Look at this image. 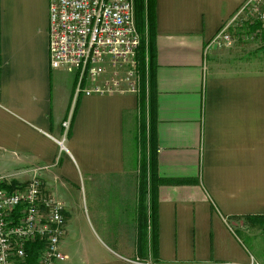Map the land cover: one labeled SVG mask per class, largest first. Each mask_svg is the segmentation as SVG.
<instances>
[{
	"label": "crops",
	"instance_id": "crops-1",
	"mask_svg": "<svg viewBox=\"0 0 264 264\" xmlns=\"http://www.w3.org/2000/svg\"><path fill=\"white\" fill-rule=\"evenodd\" d=\"M247 1L155 0V168L195 180L157 187L160 264L254 260L234 225L264 215V70L226 72L205 59L206 43ZM141 110L134 92L76 93L73 74L50 68L48 0H0V175L12 183L51 168L63 192L38 177L64 204L70 187L83 188L103 248L82 264L151 258L149 227L138 248V183L127 166ZM59 249L67 258L66 238Z\"/></svg>",
	"mask_w": 264,
	"mask_h": 264
},
{
	"label": "built area",
	"instance_id": "built-area-1",
	"mask_svg": "<svg viewBox=\"0 0 264 264\" xmlns=\"http://www.w3.org/2000/svg\"><path fill=\"white\" fill-rule=\"evenodd\" d=\"M232 20L206 48L231 45ZM139 43L133 0H48L49 66L73 74L76 93L135 92ZM68 125L62 123L65 131ZM64 234L65 207L38 176L13 184L0 175V264H26L25 246L35 240L41 242L38 264H58L64 258L59 249Z\"/></svg>",
	"mask_w": 264,
	"mask_h": 264
},
{
	"label": "rangeland",
	"instance_id": "rangeland-1",
	"mask_svg": "<svg viewBox=\"0 0 264 264\" xmlns=\"http://www.w3.org/2000/svg\"><path fill=\"white\" fill-rule=\"evenodd\" d=\"M227 34L231 45L226 46L222 42H218V44L211 45L209 48L205 47L206 62L226 72L230 70L238 72L264 70V0H250V3L229 23ZM122 76L119 75L118 77L122 79ZM140 86L141 78L139 76L135 80L136 91L134 92L138 97L141 94ZM144 86L148 89L146 80ZM121 87L123 89L125 85L123 84ZM147 114L148 110H145L144 114L141 110V116L138 119L133 136L134 139H131L128 146L127 166L132 169L131 171L137 179L145 149L142 129L143 123L148 121ZM60 143L63 145L62 139ZM146 145L148 146L147 141ZM37 168H28L24 173L27 176L19 177L15 181L25 183L33 176H39L50 191L55 193L64 191L58 179L55 178V172L50 170L51 168L46 172ZM69 190L71 196L69 200L67 197L65 204L62 199L55 195V198L65 206V224L67 220L69 226L67 236L62 237V239L66 238L68 256L62 260L63 264H82L88 251L94 249L99 251L102 250L103 246L100 244L99 237L92 226V219L88 214L86 195L83 188L81 187L75 191L74 188L71 189L70 187ZM103 208L100 205L99 209ZM100 224L103 223L100 222ZM234 232L239 236L248 253L253 256L254 260L251 264H264V223H251L243 220L238 225H234ZM111 234L116 235L115 229L111 230ZM142 259L143 261L140 262L142 264H154L151 262L152 259L147 258V256Z\"/></svg>",
	"mask_w": 264,
	"mask_h": 264
},
{
	"label": "trees",
	"instance_id": "trees-1",
	"mask_svg": "<svg viewBox=\"0 0 264 264\" xmlns=\"http://www.w3.org/2000/svg\"><path fill=\"white\" fill-rule=\"evenodd\" d=\"M134 5V22L137 33L140 36V43L136 50V69L137 75L141 78L139 103L142 110H148V128L143 125L142 137L145 143L143 159L140 165L139 176L137 179L138 189V248L141 242L145 244V233L147 228H150L153 242L150 245L151 262L160 264V259L157 255V245L154 239L155 235V203L156 190L159 185H179L191 184L195 180L183 178H162L158 176L155 168V144H154V129L153 121L155 117V0H133ZM260 25V24H259ZM145 80L148 82V89L145 88ZM140 81V80H139ZM74 115V111H73ZM69 135V130L67 131ZM146 141L148 146L146 145ZM13 184H18L12 181ZM148 200L149 214L147 215L146 206L144 203ZM145 209V211H144ZM245 221L254 223H264V215H247L244 216ZM41 249V242L35 240L27 243L25 246L26 264H38V252Z\"/></svg>",
	"mask_w": 264,
	"mask_h": 264
}]
</instances>
